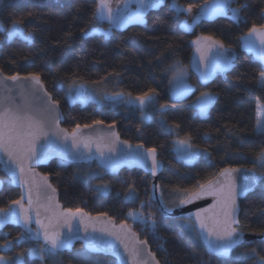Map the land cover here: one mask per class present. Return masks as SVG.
I'll list each match as a JSON object with an SVG mask.
<instances>
[{
    "label": "trees",
    "instance_id": "16d2710c",
    "mask_svg": "<svg viewBox=\"0 0 264 264\" xmlns=\"http://www.w3.org/2000/svg\"><path fill=\"white\" fill-rule=\"evenodd\" d=\"M148 10L143 23L131 24L114 31L109 37L100 34L107 23L94 18L96 0H0V71L21 77L38 73L53 100L60 106L63 127L71 131L77 124L117 127L122 139L147 149L156 148L163 171L157 184L141 171L109 172L96 164L77 166L53 161L40 171L51 179L60 193L65 209H83L99 216L106 213L118 224L127 223L147 241L160 264H253L255 258L221 259L209 254L203 244L185 227L184 217H172L179 199L177 189L192 188L214 176L223 168H246L258 175L257 156L264 151V136L256 134L258 103H264V88L258 86V75L264 65L243 50L242 40L255 23L264 24V0H233L231 6L241 8L240 19L227 13L211 20H201L191 30L181 29L183 14L172 9L171 0ZM188 7H203L213 0H178ZM246 5L245 7H242ZM31 13V15H29ZM23 20L31 41L15 38L8 41L6 29ZM212 36L237 54L227 74H214L203 83L190 68L194 41ZM180 63L189 73L192 94L182 100L170 98V69ZM82 84L123 91L136 97L155 89L165 105V122L156 118L144 124L137 112L127 115L118 108L99 106L90 101L71 102L69 89ZM215 94L206 117L193 106L201 93ZM188 138L194 147L205 150L210 158L188 165L176 160L174 136ZM4 179L0 208L18 199L20 192ZM241 201L240 231L252 238L242 246L256 250L264 257V187ZM107 185V192L103 186ZM154 185L157 186L154 189ZM129 187L137 199L129 201ZM162 203L170 209L162 213ZM155 218V233L143 223L134 221L129 210ZM21 230L7 228L0 233V244L12 241L10 248L0 247V256L24 257V264H117L109 257L93 255L77 245L71 253H57L53 259L39 255L43 246L32 240L17 239ZM240 248V249H241ZM22 254V255H21Z\"/></svg>",
    "mask_w": 264,
    "mask_h": 264
},
{
    "label": "snow or ice",
    "instance_id": "6c2138e0",
    "mask_svg": "<svg viewBox=\"0 0 264 264\" xmlns=\"http://www.w3.org/2000/svg\"><path fill=\"white\" fill-rule=\"evenodd\" d=\"M233 0H216L210 7H205L201 15L215 16L225 14L230 9L235 19H240L241 8H230ZM135 3V11H131L130 6ZM163 0H98L94 12L97 20H107L116 26H122L129 22H144V16L148 10L157 8ZM123 5V10H121ZM246 5L242 6L245 7ZM177 12L192 13V6L182 8L175 5ZM31 15V13H29ZM200 17H195L198 20ZM183 27L190 25L187 20L183 22ZM8 41L15 38H23L31 41L33 33L26 31L23 27V20L13 22L12 28L6 29ZM110 35V33H109ZM245 47L254 51L257 57L264 62V24H253L245 37H243ZM197 52L200 53L199 60L203 62L201 79L206 83L212 75L217 72L226 71L232 66V59L227 55L228 50L222 41L216 40L212 36H200L195 41ZM199 66V65H198ZM176 79L179 86L175 89L174 95L183 96L190 89L184 83L183 72L177 73ZM13 81L9 86L7 81ZM25 81L31 82L25 84ZM41 86V87H37ZM258 86L264 88V71L258 75ZM42 91V82L38 73H29L21 77L18 73L11 76H4L0 73V167L8 175V182L18 185L21 195L18 199L12 200L7 207L0 208V227L6 224L19 225L24 229L17 239H42L43 246L39 249V255L55 256L60 250L68 248L73 237L78 234L79 228L74 229V221L83 225L85 233L91 230L92 233L100 232V237H90L87 240L86 251L111 253L120 259L121 264H152L155 254L149 255L146 248L147 241H141L136 233L126 224L116 225L106 223L97 228V223L101 213L97 217L89 216L83 209H61L56 201V189L52 187L46 175L37 173L36 165L47 162L52 156H60L66 159L68 156L77 158H98L101 165L109 170L115 171L120 164L125 161H132L141 167L146 168L154 176L159 169L156 148L141 151L143 145H137L136 151H119L121 142L117 133L109 132L96 136L85 135L81 125L77 124L69 132L67 129L59 127L60 114L56 102L50 96L40 97L38 93ZM70 93L73 89L70 88ZM155 89L143 95L131 97V94L123 92L105 94L101 100L112 102L135 103L143 114L145 106L155 103ZM83 85L76 86L73 100L83 99ZM19 98L20 102H17ZM215 99V94L210 92L201 93L198 107L201 114L208 111L209 106ZM163 111V109H161ZM258 118L256 120L255 131L257 135L264 136V103L257 105ZM94 125L103 124V121H93ZM93 125L85 124L83 128H91ZM114 128V125H109ZM190 137L179 140L183 146L182 157L191 161L195 159L197 153L191 150ZM93 149L95 151L93 152ZM261 168H264V151L257 156ZM238 168H223L214 176L204 182H198L192 188L177 189L179 199L176 207H183L192 204L204 197L211 196L214 202L209 207L200 208L194 213H190L186 219L188 223L185 227L193 234L194 239L206 245L209 254L221 259H233V249L243 243L242 233L239 230L237 204V182L235 173L240 172ZM247 180L248 177H245ZM264 180V172L253 178V184ZM3 182L0 181V186ZM157 186L154 185V189ZM103 191L107 192L108 186H103ZM248 187L245 186L244 191ZM242 194V193H241ZM129 201L137 199L134 187H129L127 197ZM129 210L128 216L134 221L138 220L150 227L153 233L157 228L154 217H145L142 211ZM162 213L167 214L172 209L163 205ZM110 219V218H109ZM35 222L37 228L33 231L31 225ZM67 229L65 234L62 229ZM110 237L111 239H108ZM12 241H4L0 247L10 248ZM127 254L125 259L123 253ZM22 255V254H21ZM256 250L252 249L253 258ZM0 264H15L14 261L0 256ZM155 264H159L155 261ZM256 264H264V257L257 260Z\"/></svg>",
    "mask_w": 264,
    "mask_h": 264
},
{
    "label": "water",
    "instance_id": "95a60500",
    "mask_svg": "<svg viewBox=\"0 0 264 264\" xmlns=\"http://www.w3.org/2000/svg\"><path fill=\"white\" fill-rule=\"evenodd\" d=\"M19 39L24 41L23 38H19ZM227 50H228L227 55H229L230 57H234L232 59V66L230 68H228L226 71L217 72V73H220V74L229 73L231 71L234 63L236 62L237 54L234 51L230 50V49H227ZM199 57H200V53L197 52V47H195L194 52H193V56H192V60H191L190 68L196 75L201 76V70L203 69V62H201L199 60ZM0 73H2V72L0 71ZM217 73H215V74H217ZM4 76H6V75H4ZM41 82H42V80H41ZM30 83L31 82H29V81H25V84H30ZM7 84L9 86H12L14 84V82L9 80V81H7ZM37 87H41V86H37ZM38 96H40V97L50 96L51 100L53 102H55L53 100L52 95L47 91V89H46L45 85L43 84V82H42V91L40 93H38ZM17 102L18 103L20 102L19 98H17ZM56 106L58 107V111H59V114H60L59 127L62 128V129H66V128L63 127V123H64L65 120H64V116H63L62 110H61L60 106L57 103H56ZM82 130H83V133L85 135H90V136H96V135H99V134H107L109 132H113L114 131L115 133L118 134L119 139H120L121 142L125 141V140L122 139V137L119 134L118 129H117L116 126H114V128H109V125L99 124V125H93L91 128H82ZM69 132H71V131H69ZM129 145L131 146V151H136L137 150V145H134V144L129 143V142L127 144L121 143L119 145L118 153L115 154V155H118L119 151H127V150H129ZM143 150H147V148L145 146H143V149H141V151H143ZM94 151H95V149H93V152ZM0 156H2V154H0ZM157 159L159 161L160 166H159V169H158V171H157L155 176L150 171H147L146 168L141 167L140 165H138V164H136L135 162H132V161L122 162L117 170L112 171V170L104 168L101 165V163H100L98 158H92V159L83 158V159H80V158H77L75 156H68L66 159H62L60 156H56V155H54V156H52V158L48 159L47 162L39 164V165H36L34 170L37 173L43 174L40 171V169L47 167L53 161H61V162L66 163V164L77 165V166H89V165L96 164L101 169L109 171V172H114V173H121L122 171H125V170H128V171L138 170V171H141V172H143L144 174H146L148 176H151L155 180L154 182H157L158 177L161 175V173L163 171V163L159 160L158 153H157ZM238 169H241V171L235 173L234 175L236 177V182H237V185H238V188H237V192H238L237 204L239 205V212H238V220H239L240 213H241V206H240L241 201H243L247 196L252 194L257 189L259 181L256 182L255 184H253V178L257 175L254 171L248 170L246 168H238ZM0 174L3 175L7 180H9L8 175L3 171L2 167H0ZM245 177H248V179L246 180ZM0 181L3 182L2 186H0V193H1L3 191V189H4V179H2L0 177ZM49 182L51 183V179L50 178H49ZM51 185H52V183H51ZM10 186L12 188L18 190L20 192V195H21L22 189L18 185L10 184ZM245 186L248 187L247 191H244ZM52 187L55 188L53 185H52ZM56 201L60 205L61 209L67 210V209H65V207L63 206V204L60 201V193H59V191L57 189H56ZM213 202H214V198L213 197H211V196L204 197V198H202L200 200L195 201L192 204H188V205H185L183 207H179L177 210H175L171 214V216L172 217H184L185 218L190 213H194L197 210H199L200 208L209 207ZM88 215L92 216L90 214H88ZM92 217H97V216H92ZM109 218H110L109 216H101L100 217V221L97 223V228H99L101 226H104L106 223H114L116 225H120L115 220H113L112 218H110V219ZM73 224H74L73 232H75L76 228L78 227L79 228L78 234H76L73 237L72 242H71V244H70V246L68 248L62 249L58 253H71L73 251V249L77 245H81L82 248L86 251V244H87L88 238L93 237V236L94 237H100V236L103 235L100 232L92 233L91 230H89L88 233H85L82 224H79L77 221H74ZM121 224H126L129 227V225L127 223H121ZM31 227H32L33 231L36 230L37 225L35 224V222H33ZM7 228H16V229L21 230L22 232L24 231V229L21 228L19 225L6 224V225L0 227V233L3 232L4 230H6ZM239 230H240V222H239ZM62 231H64L65 234H68L66 228L62 229ZM133 232L136 233L135 231H133ZM137 235H138L139 239L141 240L139 234H137ZM108 239H111V238L108 237ZM30 240H32L34 243H38V244L43 245L42 239H30ZM251 240H252V238L250 236H247V235L243 234L242 235L243 243L241 245L237 246L235 249H233L232 254L235 251H237L238 249H240L242 246H244L245 244L249 243ZM141 241H143V240H141ZM203 246L207 249L206 245L203 244ZM146 248L148 249L149 255H151L152 251H151V248L149 247L148 244L146 245ZM86 252H88L90 254H93V255H100V256L112 258L113 260L116 261L117 264H121L120 259H118L116 256H113L111 253L90 252V251H86ZM120 252L123 253V248L122 247H120ZM123 256H124L125 259L127 258V254L126 253H123ZM213 256H215V255H213ZM155 261H158L156 256H155V260L152 261V264H155ZM129 264H131L130 260H129ZM159 264H160V262H159Z\"/></svg>",
    "mask_w": 264,
    "mask_h": 264
},
{
    "label": "rangeland",
    "instance_id": "374dc122",
    "mask_svg": "<svg viewBox=\"0 0 264 264\" xmlns=\"http://www.w3.org/2000/svg\"><path fill=\"white\" fill-rule=\"evenodd\" d=\"M98 2V0H96ZM116 3V0H113V4L115 5ZM165 3V1H163V3L161 5H163ZM176 4H179L182 8H187L186 6L184 5H181L179 3L178 0H171L170 2V5L172 7L173 10H175V5ZM160 5V6H161ZM131 11H135L136 9V5L135 3H133L131 6ZM203 7L199 6V7H192V13H187V12H176L179 13V14H183V18L181 20V29L183 30H191L192 28H194L201 20H211V19H214L216 17H218L219 15H215V16H201V12H202V9ZM230 8H235L233 6H231ZM121 10H123V5H121ZM148 12V11H147ZM227 13V12H226ZM146 16V14H145ZM145 16H144V21H145ZM199 16L200 18L198 20L195 19V17ZM187 20L188 24L190 25V27L188 28H185L183 27V22ZM99 22H102V23H107V27L106 28H102L99 33L100 34H103L107 37H109L110 35H112V33L114 31H118V30H121V29H124L126 27H128L129 25L131 24H135V23H139V22H136V21H133V22H129V23H126L122 26H116L112 23H110L109 21L107 20H98ZM110 33V35H109ZM244 41V39L242 40V42ZM194 45H196L195 41H194ZM197 47V45H196ZM243 47V46H242ZM247 48V47H246ZM243 50L247 51V53L249 54H252L253 58L260 61L263 65H264V62H262L258 57H257V54L254 52V51H248L246 50L244 47H243ZM179 71H182L183 72V76H184V83L189 87V91L183 95V96H176L174 95V91L175 89L179 86V81L176 79L177 77V73ZM189 73L188 71L186 70V68H184L180 63H175L171 69H170V98L172 100H182L184 98H187L189 97L192 92H193V88L189 82ZM199 79L201 80V82L205 83L202 79H201V76H199ZM83 85V88H84V96H83V99H76V100H73L70 98V101L71 102H78V103H81V104H84V103H88L90 101H94L96 102L99 106H111L112 108H118L120 111H123L125 112L127 115L133 113V112H137L138 115H139V118L140 120L146 124L148 123L149 121H151L152 119L156 118L162 125H166V122H165V110H166V107L164 104H162L159 99H158V95L157 93H154L155 95V103L154 104H150V105H147L145 106V108L143 109V114L140 110V108L135 104H128L127 102H112V101H107V100H101V97H103L105 94H114V93H119V92H123V91H113V92H110L109 90H107L106 87H103V86H98V85H88V84H82ZM76 86L72 87L71 89H73V91L70 93L69 91V95L70 97L72 95H74V89H75ZM70 90V89H69ZM125 93V92H123ZM127 95V93H125ZM201 96V95H200ZM200 96L194 101L193 103V106L197 109V114L201 117H206L208 115V112L213 104V102L211 103V105L209 106L208 108V111L205 113V114H201L200 113V110H199V107H198V101H199V98ZM132 98H135L133 96H131ZM161 109H163V111H161ZM172 133H173V136H174V141H173V152L175 154V158L176 160L180 161V162H183L185 164H188V165H191L193 163H195L196 161H198L199 159L201 158H210V155L207 151L205 150H201L199 148H196L194 147V145L191 143L192 145V148L191 150L195 153H197L195 159L189 161L185 158L182 157V152H183V146L180 145L178 143L179 140H183L185 138H182V137H179L176 132L174 130H172ZM257 166L259 168L258 170V175L261 173V172H264V168H261L260 166V163L259 161L257 160ZM159 179V177H158ZM158 179H157V182H158ZM154 180V179H153ZM155 181V180H154ZM157 182H155L157 184ZM261 183H263V187H264V180H261ZM56 256V255H55ZM55 256H48L46 255V259H53ZM232 256L234 258H241V257H251L252 256V251H248L246 248H241V249H238L237 251H235ZM255 260L253 262V264H256L257 260H259L260 258L257 257L255 255ZM6 259H10L12 261L15 262V264H24V257L22 256H16L14 258H6ZM44 259V257L42 258Z\"/></svg>",
    "mask_w": 264,
    "mask_h": 264
},
{
    "label": "crops",
    "instance_id": "0c3cea01",
    "mask_svg": "<svg viewBox=\"0 0 264 264\" xmlns=\"http://www.w3.org/2000/svg\"><path fill=\"white\" fill-rule=\"evenodd\" d=\"M214 3H216V0H213L211 3H209V4L205 5V6H203L202 9H204L206 6H207V7H210V6H211L212 4H214ZM231 4H232V3H231ZM230 7H231V5H230ZM201 16H204V15H201ZM205 16H207V15H205ZM242 46H243L246 50L250 51L248 48L245 47V43H244V41L242 42ZM250 52H251V51H250ZM256 116H257V118H258V111L256 112Z\"/></svg>",
    "mask_w": 264,
    "mask_h": 264
}]
</instances>
